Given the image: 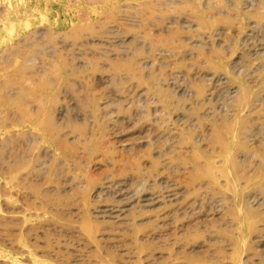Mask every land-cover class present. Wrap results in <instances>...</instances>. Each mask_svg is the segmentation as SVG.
Here are the masks:
<instances>
[{"label":"rangeland","instance_id":"374dc122","mask_svg":"<svg viewBox=\"0 0 264 264\" xmlns=\"http://www.w3.org/2000/svg\"><path fill=\"white\" fill-rule=\"evenodd\" d=\"M0 264H264V0H0Z\"/></svg>","mask_w":264,"mask_h":264}]
</instances>
